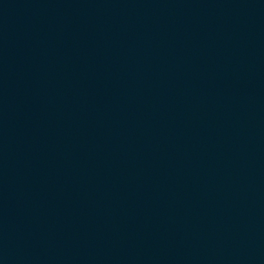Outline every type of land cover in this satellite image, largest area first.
Returning a JSON list of instances; mask_svg holds the SVG:
<instances>
[{
	"label": "water",
	"instance_id": "obj_1",
	"mask_svg": "<svg viewBox=\"0 0 264 264\" xmlns=\"http://www.w3.org/2000/svg\"><path fill=\"white\" fill-rule=\"evenodd\" d=\"M0 264H264V0H0Z\"/></svg>",
	"mask_w": 264,
	"mask_h": 264
}]
</instances>
